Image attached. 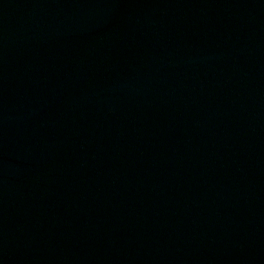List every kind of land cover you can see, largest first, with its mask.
I'll return each instance as SVG.
<instances>
[{
	"label": "water",
	"instance_id": "95a60500",
	"mask_svg": "<svg viewBox=\"0 0 264 264\" xmlns=\"http://www.w3.org/2000/svg\"><path fill=\"white\" fill-rule=\"evenodd\" d=\"M0 264H264V0H0Z\"/></svg>",
	"mask_w": 264,
	"mask_h": 264
}]
</instances>
